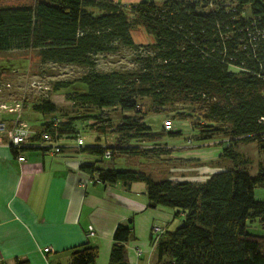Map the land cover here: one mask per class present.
Wrapping results in <instances>:
<instances>
[{"label":"trees","instance_id":"obj_1","mask_svg":"<svg viewBox=\"0 0 264 264\" xmlns=\"http://www.w3.org/2000/svg\"><path fill=\"white\" fill-rule=\"evenodd\" d=\"M138 27L153 35L154 43L137 45L131 31ZM121 48L134 50L133 68L96 71L98 55ZM14 51H37L44 64L83 68L81 78L64 86L81 82L88 91L69 92L67 101L82 109L121 111L116 125L106 113L96 117L93 126L110 128L112 143L75 147L94 158L79 170L107 185L143 183L149 206L171 208L173 221L181 218L178 226L169 222L151 231L158 264H264V236L248 231L254 222L264 226V201L255 200V189L264 187V0L130 6L112 0H33L24 8H0V52ZM2 80L0 76V88L9 84ZM33 108L47 121L33 129L32 142L46 133L55 140L63 135L75 139L73 118L60 123L57 104L46 98ZM163 113L189 122L196 132L192 141L221 146L220 158L229 159V166L205 182L155 181L139 170L99 166L107 153L112 165L123 157L152 161L176 153L178 148L161 140L166 134L182 135V130L175 132L172 126L167 131L163 125L155 131L145 122L148 114ZM240 143H255L263 155L257 173H249L248 158L236 150ZM36 146L51 150L29 143L20 152L25 156ZM11 151L17 159L19 153ZM113 240L111 264H129L132 218L117 225ZM97 256V247L81 243L71 249L69 264H96Z\"/></svg>","mask_w":264,"mask_h":264},{"label":"crops","instance_id":"obj_2","mask_svg":"<svg viewBox=\"0 0 264 264\" xmlns=\"http://www.w3.org/2000/svg\"><path fill=\"white\" fill-rule=\"evenodd\" d=\"M112 1L130 6L166 0ZM33 106L34 103L25 105L20 118L34 121L38 125L32 127L38 130L47 118ZM16 118L12 114L0 115L8 126ZM67 142L69 145L71 140ZM179 149L183 152L164 160L184 159L187 167L173 170L170 177L166 176L169 179L202 182L229 166L220 158L222 147L214 142L191 140ZM25 156L27 161L19 162L7 146L0 145V264H15L16 260L28 264H69L71 249L85 242L97 247L96 264H111L116 227L130 218L135 240L126 244L127 260L129 264H149L153 254L151 229L165 228L155 225V217L162 214L165 221L171 222L174 211L165 207L151 211L154 207L149 206L145 184L134 183L127 188L119 183L95 182L79 170L82 162L89 163L94 158L73 148L56 154L36 146L25 151ZM138 250H142L140 254Z\"/></svg>","mask_w":264,"mask_h":264},{"label":"rangeland","instance_id":"obj_3","mask_svg":"<svg viewBox=\"0 0 264 264\" xmlns=\"http://www.w3.org/2000/svg\"><path fill=\"white\" fill-rule=\"evenodd\" d=\"M33 0H0V8H24L30 4ZM132 38L137 45H147L154 43V36L149 34L145 28L138 27L131 31ZM134 50L128 48H121L114 54H100L97 57V66L96 71L105 72L115 69H124V68H133L134 67ZM85 70L83 68H76L73 66H65V65H54V64H44L41 62L40 57L37 51H14L9 53L0 52V76L3 77V83L11 84V88H4L2 86V93H0V104L1 103H12L14 100L23 102V107L25 105H30L32 103H37L42 99L48 98V100L54 102L59 107V112L57 113L61 122L69 121V118H73L71 120V125H75L77 127V133L73 136L75 139L66 138V135L60 137V151L54 153H61L65 148H75L81 147L78 142L81 140L83 142L82 146H96V145H104L105 141L112 143V138L110 137V128L106 130H98L95 126H93L98 120V117L102 113H106L111 121L112 125H116L119 123L122 118V113L120 110L114 109H106L103 112L97 110L95 108H86L82 109L71 102L67 101V93L80 91L86 93L88 91L87 85L81 82H77L73 85H69L70 87H65L64 85H68L69 82L75 81L83 76ZM42 80V81H41ZM36 81L38 85L32 87L31 83ZM62 85L60 88L56 90V85ZM63 87V88H62ZM8 89V90H7ZM23 111V110H22ZM22 111L12 114L16 115L17 118L13 122V125L18 121H22L28 127L34 129L32 125H38L34 121H24L19 118L22 116ZM3 114H11L0 111V115ZM54 118L55 116H51ZM75 118V119H74ZM173 119L174 121H172ZM52 120V119H51ZM171 121L174 127V131L182 130V135L170 136L166 134L161 142L166 144L167 146H173L178 148L176 154H180L183 152L182 149H179L181 146L187 144L189 139L193 140L195 138V133L190 128V124L187 121H181L177 118H170L163 114H148L145 119L146 124H148L153 130L157 131L163 127L164 122ZM59 124L58 120H55L53 126L56 127ZM104 131V132H101ZM108 133V137H106ZM50 134V133H49ZM49 136V135H48ZM68 137V136H67ZM55 139H53L52 142ZM68 140H71L68 144ZM31 143H43V137ZM49 139H46V143L54 146L55 143H52ZM10 150L13 148L10 145H5ZM69 146V147H68ZM50 147V146H49ZM236 150L240 153L244 154L246 158H248L249 163H247V168L250 174H255L258 171L259 163L263 160V155H261L257 149L255 143L244 144L240 143ZM12 152V151H11ZM110 156V153L106 154L105 161L99 166L102 168H116L117 170H139L148 174V176L155 180L160 181L163 178H168L172 175L173 170H177L178 168L187 167L184 159H176L170 158V160H152L148 161L146 159H141L137 157H123L118 159L114 165L107 160ZM178 156V155H177ZM27 161V159L25 160ZM24 161V162H25ZM230 160H224V163L229 162ZM181 173H183L181 171ZM177 175V174H176ZM168 176V177H166ZM95 182H99L98 180H94ZM206 181V180H205ZM202 181V182H205ZM196 182V181H191ZM101 183V182H100ZM255 200L264 201V187H258L255 189ZM166 209H171L165 207ZM162 209V206L151 208V211H159ZM150 211V212H151ZM155 213V212H154ZM175 212H173V218ZM181 218L177 217L176 220H172V227L178 226ZM155 225L157 226H167V221H165L164 215H158L155 217ZM259 222H254L253 224L257 227H251L248 229L249 233L257 234L259 236H264V227H261ZM249 225H251L249 223ZM159 227L152 228L151 231L157 232ZM162 230V229H161ZM114 237V235H113ZM49 249H45V252H48ZM142 250H138L137 252L140 254ZM152 252V251H151ZM141 259L144 258V255L140 256ZM149 264H158L157 257L155 252L151 256Z\"/></svg>","mask_w":264,"mask_h":264},{"label":"built area","instance_id":"obj_4","mask_svg":"<svg viewBox=\"0 0 264 264\" xmlns=\"http://www.w3.org/2000/svg\"><path fill=\"white\" fill-rule=\"evenodd\" d=\"M32 87H35L38 85L36 81H33L31 83ZM4 88H11V84H6ZM3 89L0 88V93H2ZM23 110V104L19 101L14 100L12 103H1L0 104V111L5 112V113H11V114H19L17 112ZM20 118V117H19ZM164 128L165 130H171L172 129V123L171 121H166L164 122ZM36 131L33 130L32 128L28 127L26 124H24L22 121L18 120L14 125H12L11 128L7 127L6 122L0 121V145L4 144L7 142V145H10L15 151L19 153L17 155V160L19 162H24L26 160V157L22 155L20 152V149L25 146L29 145L31 143L30 139L36 135ZM49 135V136H48ZM43 140L45 142L43 143H38L39 145L42 146H50L51 150L59 152L60 151V141L59 140H54L55 142H52L54 137H52L51 134L46 133L43 136ZM46 139H49L50 142L55 143L54 146H51L46 143ZM35 144V143H34ZM79 146L83 145V142L79 140L78 142ZM160 230V228H159ZM158 230V231H159ZM90 235H94V233H91Z\"/></svg>","mask_w":264,"mask_h":264},{"label":"clouds","instance_id":"obj_5","mask_svg":"<svg viewBox=\"0 0 264 264\" xmlns=\"http://www.w3.org/2000/svg\"><path fill=\"white\" fill-rule=\"evenodd\" d=\"M5 122V121H4ZM7 124V123H6Z\"/></svg>","mask_w":264,"mask_h":264},{"label":"water","instance_id":"obj_6","mask_svg":"<svg viewBox=\"0 0 264 264\" xmlns=\"http://www.w3.org/2000/svg\"><path fill=\"white\" fill-rule=\"evenodd\" d=\"M153 207V206H152Z\"/></svg>","mask_w":264,"mask_h":264}]
</instances>
